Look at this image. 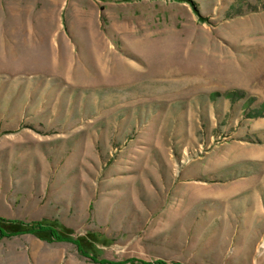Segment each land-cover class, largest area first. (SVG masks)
Wrapping results in <instances>:
<instances>
[{
  "label": "rangeland",
  "instance_id": "obj_1",
  "mask_svg": "<svg viewBox=\"0 0 264 264\" xmlns=\"http://www.w3.org/2000/svg\"><path fill=\"white\" fill-rule=\"evenodd\" d=\"M0 218L64 237L0 264H264V0H0Z\"/></svg>",
  "mask_w": 264,
  "mask_h": 264
},
{
  "label": "trees",
  "instance_id": "obj_2",
  "mask_svg": "<svg viewBox=\"0 0 264 264\" xmlns=\"http://www.w3.org/2000/svg\"><path fill=\"white\" fill-rule=\"evenodd\" d=\"M3 224H6L10 227H15L16 229L8 232V229L3 227ZM24 232H49L52 237L55 239H64L59 232L49 224H41L40 222H34L33 225L25 224L21 221L8 220L5 218H0V237H4L10 234H18ZM102 264H120V262L110 261V260H100ZM157 264H167L165 261H157ZM139 264H153L152 262H140ZM172 264H181L179 262H174Z\"/></svg>",
  "mask_w": 264,
  "mask_h": 264
}]
</instances>
